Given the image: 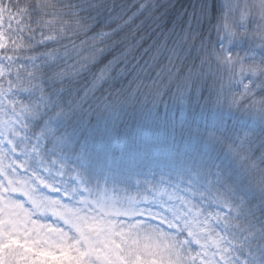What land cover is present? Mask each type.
<instances>
[{
	"label": "snow or ice",
	"instance_id": "6c2138e0",
	"mask_svg": "<svg viewBox=\"0 0 264 264\" xmlns=\"http://www.w3.org/2000/svg\"><path fill=\"white\" fill-rule=\"evenodd\" d=\"M157 7L0 0V264H264V0ZM189 102L195 159L115 186L53 124Z\"/></svg>",
	"mask_w": 264,
	"mask_h": 264
},
{
	"label": "trees",
	"instance_id": "16d2710c",
	"mask_svg": "<svg viewBox=\"0 0 264 264\" xmlns=\"http://www.w3.org/2000/svg\"><path fill=\"white\" fill-rule=\"evenodd\" d=\"M208 2L211 4V0ZM199 3L200 0H158L153 12L162 16L164 23L182 21L192 16ZM210 118V112L192 102L155 106L145 103L128 105L115 114H75L53 124L65 137L71 153L80 154L71 155L69 162L90 179L115 186L129 176L143 178V173L165 163L169 153L194 160L198 146L187 129L206 127Z\"/></svg>",
	"mask_w": 264,
	"mask_h": 264
},
{
	"label": "rangeland",
	"instance_id": "374dc122",
	"mask_svg": "<svg viewBox=\"0 0 264 264\" xmlns=\"http://www.w3.org/2000/svg\"><path fill=\"white\" fill-rule=\"evenodd\" d=\"M110 185H113V184H110Z\"/></svg>",
	"mask_w": 264,
	"mask_h": 264
}]
</instances>
